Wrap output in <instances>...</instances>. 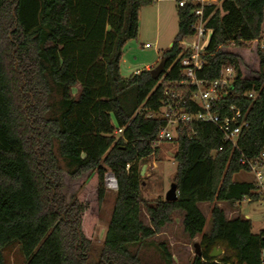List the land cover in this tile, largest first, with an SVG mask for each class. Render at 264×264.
<instances>
[{
    "label": "trees",
    "instance_id": "1",
    "mask_svg": "<svg viewBox=\"0 0 264 264\" xmlns=\"http://www.w3.org/2000/svg\"><path fill=\"white\" fill-rule=\"evenodd\" d=\"M157 0H0V264L14 244L25 264H88L89 236L110 172L116 191L102 248L93 264H173L165 243L151 239L183 212L189 239L200 236L201 257L189 264H264V231L238 215L228 220L217 206L260 199L254 182H234L242 158L264 151V55L258 43L264 29V0H222L203 8L212 35L205 65L196 78L210 83L230 66L229 94L212 103L221 118L239 109L247 126L236 147L210 123L176 129L173 183L177 200L152 203L141 194L139 164L147 160L164 126L157 114L167 89L179 91L186 78L177 58L179 40L192 34L199 7L176 3L177 37L162 53L165 72L120 74L125 44L135 40L141 7ZM184 1L183 7L177 5ZM79 86L77 98L72 88ZM255 93L254 99L244 94ZM195 103L186 111L196 113ZM116 129H122L119 137ZM157 150L155 151V153ZM128 168V169H127ZM83 194L66 196L67 185ZM78 186V187H79ZM209 204L210 229L198 204ZM145 210L149 225L141 220ZM232 258H209L213 248ZM154 248L160 261L144 253Z\"/></svg>",
    "mask_w": 264,
    "mask_h": 264
},
{
    "label": "rangeland",
    "instance_id": "2",
    "mask_svg": "<svg viewBox=\"0 0 264 264\" xmlns=\"http://www.w3.org/2000/svg\"><path fill=\"white\" fill-rule=\"evenodd\" d=\"M222 0H204V4H215L219 7ZM169 7V12L167 18L159 19V23L156 26H147L144 30H141L137 42L135 45V51L132 55L134 58H129L128 62H132L135 67L142 68L146 64H155V68L161 60L162 53L170 48V43H173L177 37V20L175 7L176 3L171 1H164ZM262 38L264 39V29L262 33ZM148 45V47H146ZM122 75H128V70L126 66L122 65ZM79 88L74 87L71 90L73 98L77 97V92ZM158 114L157 116H161ZM176 152V144L173 141L163 142L159 145L157 152L153 157H149L147 160L139 164V169L146 164L147 171L143 178H141V194L144 200L149 203L154 202L157 199L164 200L166 192L169 190L170 185L173 183V176L175 173V163L173 160L174 154ZM155 163L156 169L150 168L152 163ZM264 176V169L260 170ZM107 173L104 176V181ZM234 182H255V174L253 172L240 171L233 176ZM262 188L264 190V178L262 180ZM85 181L79 185H67L65 188L66 196L72 194H83ZM79 186V187H78ZM106 190L104 200L101 206L96 212V221L91 226L89 236L91 238L92 251L90 254V260L88 264L96 260L100 249L102 248L107 224L110 218L113 201L115 197V190ZM224 208V207H222ZM237 214L233 215V218L240 215V217L246 218L252 224V232L258 233L259 231H264V195L260 196L258 201L248 202L243 201L235 205ZM202 212L206 214L207 221L204 228V233H207L210 229V216L209 207H202ZM223 210V209H222ZM180 213H174L171 215L170 223L166 224L160 232L155 235L151 242L153 243H165L168 250L172 256L173 264H189L192 257L194 256L193 245L195 243H200V236L196 238L189 239L183 231ZM141 220L147 225L148 217L144 209L141 211ZM222 250V253L215 259L220 260L224 257H233L231 251L225 250L223 247H218ZM153 262L160 261L154 248L146 249L144 253ZM5 264H25L23 257L21 256L18 245L14 244L4 250Z\"/></svg>",
    "mask_w": 264,
    "mask_h": 264
},
{
    "label": "built area",
    "instance_id": "3",
    "mask_svg": "<svg viewBox=\"0 0 264 264\" xmlns=\"http://www.w3.org/2000/svg\"><path fill=\"white\" fill-rule=\"evenodd\" d=\"M184 4V1L177 3L179 7H183ZM194 4H198L199 7L192 11V14L196 17L195 22L191 25L192 34L179 40L181 54L176 60L182 68L183 76L186 78L180 85L185 87L179 91L167 89L164 92L165 100L159 112L150 115L152 118H160L165 123L159 129L151 145L152 153L150 157L154 156L161 143L176 140V129L182 124L192 122L210 123L220 132L223 140L233 147H236L241 130L247 126V123L241 120V113L235 106L229 107L230 115L224 118L211 112L212 103L228 95L232 88L235 77L232 67H224L221 70L220 77L210 83L196 78V72L200 71L205 65L202 57L210 41L212 30L207 28L208 20L204 19L203 16L204 6L209 4H204V0H195ZM252 43H258L259 49L264 55V39L252 41L247 45ZM256 96L255 93L244 94V97L248 99H254ZM190 103L198 105L199 110L196 113L186 111V105ZM160 112L162 115L157 116ZM122 131V129H116L114 135L119 137ZM240 164L247 166L250 172L255 174L254 183L258 193L261 196L264 195L261 184L264 176L260 172V170L264 169V151L256 160L242 158ZM150 168L156 169L154 162ZM104 182L108 190L116 191V180L112 173H107ZM262 255L264 256V252H262Z\"/></svg>",
    "mask_w": 264,
    "mask_h": 264
},
{
    "label": "crops",
    "instance_id": "4",
    "mask_svg": "<svg viewBox=\"0 0 264 264\" xmlns=\"http://www.w3.org/2000/svg\"><path fill=\"white\" fill-rule=\"evenodd\" d=\"M164 1L175 2L174 0H157V1H155L153 4H151L149 6L141 7V9L139 11L137 38L139 37V35L141 33V30H144L148 25L149 26H152L153 25V26H156L157 27V25L159 23V19H161V18L162 19L163 18H167L168 15L171 14V11L169 12V7L166 4L165 5L163 4ZM175 13H176V7H175ZM176 20H177V18H176ZM137 38L135 40L128 41L125 44L124 48H123L121 62H120V74L124 78L129 77L130 75L137 74V73H139L142 70H150V69H153L154 65L156 64V63L155 64H146L142 68H138V67H135L132 64L133 61L131 63L128 62L129 61L128 60L129 58L130 59L131 58H134V57H132V55H133V53L135 51V45L134 44L137 42L136 41ZM171 45H172V43H170V47H171ZM122 65H125L126 66V70H128V72H129L128 75H125V76L122 75V72H121L122 71ZM76 87L79 88V90L77 92V96H78L79 95V92H80V87L79 86H76ZM235 205H237V204H235ZM235 205L229 206L228 204H225V203H218L217 204V206L219 208L223 209L224 215H225L226 219H228V220L234 219L233 218V215L237 214V211L235 209ZM202 207H209V204H207V203L198 204V208L200 209L201 212H202V210H201ZM222 207H224V208H222ZM174 213H180V215L182 217L181 218V222H182L183 212L176 211ZM202 214L204 215V217H205V219L207 221L206 214H204L203 212H202ZM245 219H247V217ZM147 223H148L147 224V226H148L149 225V222H147ZM258 233H253V234L254 235H257Z\"/></svg>",
    "mask_w": 264,
    "mask_h": 264
},
{
    "label": "water",
    "instance_id": "5",
    "mask_svg": "<svg viewBox=\"0 0 264 264\" xmlns=\"http://www.w3.org/2000/svg\"><path fill=\"white\" fill-rule=\"evenodd\" d=\"M165 72V60L161 59L160 62L158 63V65L150 70V75L151 77L156 80L158 79L162 74H164ZM147 171V165L144 164L141 169H140V177L143 178L146 174ZM177 187L174 183H172L170 185L169 190L166 192L164 201L166 202H174L177 200ZM193 249H194V256L197 257H201V248L199 246V244L195 243L193 245ZM222 253L221 249L218 248H213L211 253L209 254V258L211 259H215L216 257H218L220 254Z\"/></svg>",
    "mask_w": 264,
    "mask_h": 264
}]
</instances>
